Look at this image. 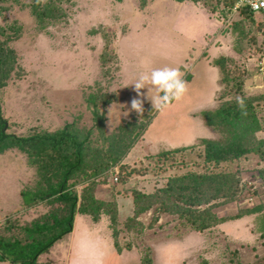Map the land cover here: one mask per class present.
Returning <instances> with one entry per match:
<instances>
[{"label": "rangeland", "instance_id": "obj_1", "mask_svg": "<svg viewBox=\"0 0 264 264\" xmlns=\"http://www.w3.org/2000/svg\"><path fill=\"white\" fill-rule=\"evenodd\" d=\"M233 6L0 0V129L12 136L0 143V239L9 240L7 250L33 235L24 227L65 213L56 195H43L58 187L66 161H75L71 143L45 139L63 130L83 140L82 160L65 187L83 208L76 207L70 233L32 264L264 261V45L255 32L258 15L250 24ZM165 65L181 68L188 90L157 111L146 98L154 90L138 94L131 83L138 72ZM237 97L253 104L256 129L234 145L237 158L217 156L216 166L200 140L224 138L206 121ZM134 98L142 101L141 113L131 109ZM208 167L237 171L243 191L239 200L210 198L209 191L220 223L199 231L153 208L135 214L137 192L151 194Z\"/></svg>", "mask_w": 264, "mask_h": 264}, {"label": "trees", "instance_id": "obj_2", "mask_svg": "<svg viewBox=\"0 0 264 264\" xmlns=\"http://www.w3.org/2000/svg\"><path fill=\"white\" fill-rule=\"evenodd\" d=\"M235 1L236 0H229L232 5ZM236 11L238 15L242 16V20L250 24L254 23L256 12L251 11L247 6L243 5L237 8ZM256 22L255 32H258L261 37L262 45H264V24L260 20L259 15ZM222 80H226L225 75ZM223 103H225L226 107L220 105V107L216 108L217 117L215 121L207 118L206 124L212 129H221L224 138L217 140L205 138L200 140V143L202 142V144L206 146L205 155L210 161H213V164L216 166H218V158L221 160L233 157L237 158V150L239 148H235L234 145L237 144V141L240 143L243 142L240 138L248 139L252 136L251 127L254 119L253 104L248 102L246 98L243 100L242 107L233 100H225ZM253 129H256V127L254 126ZM6 137L12 136L6 135L0 129V143L3 142ZM45 139H49L54 145H64L65 140L70 146L72 144L74 147L75 161H66L65 171L63 172L62 178L60 177V182L58 181V187L56 186L55 189H51L50 192L46 194L45 191L43 194L47 197L56 195L55 200L64 204L62 209L65 210V213L61 217H58L55 213L52 214L50 222L46 220L42 223H33L24 227L25 231L34 233L29 239H26V243L18 240L10 242L15 247L14 250H11L12 248H10V251L9 249L7 250L9 244L8 239H3V241L0 239V252L2 257L8 258L13 262L20 261L21 264H32L42 251L47 250V248L53 245L57 240L70 233L76 207L78 210L83 208L81 204L77 206V196L65 188L72 170L77 168L82 160L83 140H78L72 133L63 130L58 133V136H45ZM228 142L233 143L231 148L229 147L230 145L226 146ZM216 144L223 146V148H225L224 152L218 151L219 146ZM242 146L241 148L243 149L239 152L240 154L245 152V147ZM68 147L69 146L64 149ZM232 149L235 150V153H231ZM217 156L220 157L217 158ZM237 173V171L234 173L228 170L218 171L209 169L208 167L206 172H188L187 174L177 177L178 179H172L173 183L177 182L175 185L169 181L165 186L158 188L151 194L137 192L133 198L135 214L153 208L155 213L174 214L184 219L190 227L199 231L208 229L223 220V218L215 217V212L213 211L214 204H210V198H214L219 194L220 197H225L228 200L240 199V195L237 194L239 191L242 193L243 191L242 189H238L239 182ZM209 191L212 192L210 198ZM27 194L28 193L24 195ZM34 198L35 196L30 199V202H33ZM236 217H238V215L228 217V219ZM41 236H45V240H43ZM35 244L38 245L33 247ZM26 245L28 247L23 248ZM262 259H264V257H262ZM260 264H264V261H261Z\"/></svg>", "mask_w": 264, "mask_h": 264}, {"label": "clouds", "instance_id": "obj_3", "mask_svg": "<svg viewBox=\"0 0 264 264\" xmlns=\"http://www.w3.org/2000/svg\"><path fill=\"white\" fill-rule=\"evenodd\" d=\"M131 85L138 94L143 88H146L148 93L151 87L155 95L146 94V98L150 99L152 108L157 111L168 108L173 101H179L188 90L181 68L167 65L159 68H146L138 72ZM237 104L243 106V100L239 97H237ZM131 109L141 113L143 111L142 101L134 98L131 101Z\"/></svg>", "mask_w": 264, "mask_h": 264}, {"label": "built area", "instance_id": "obj_4", "mask_svg": "<svg viewBox=\"0 0 264 264\" xmlns=\"http://www.w3.org/2000/svg\"><path fill=\"white\" fill-rule=\"evenodd\" d=\"M247 6L251 11L256 12L262 23L264 24V0H236L233 10H237L240 6ZM116 179V178H115Z\"/></svg>", "mask_w": 264, "mask_h": 264}, {"label": "crops", "instance_id": "obj_5", "mask_svg": "<svg viewBox=\"0 0 264 264\" xmlns=\"http://www.w3.org/2000/svg\"><path fill=\"white\" fill-rule=\"evenodd\" d=\"M0 264H21L20 261L13 262L8 258H3L0 252Z\"/></svg>", "mask_w": 264, "mask_h": 264}]
</instances>
